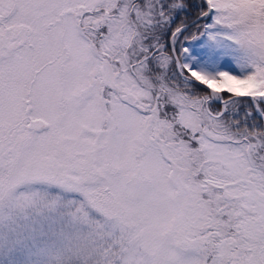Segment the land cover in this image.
Listing matches in <instances>:
<instances>
[{"label": "snow or ice", "instance_id": "obj_1", "mask_svg": "<svg viewBox=\"0 0 264 264\" xmlns=\"http://www.w3.org/2000/svg\"><path fill=\"white\" fill-rule=\"evenodd\" d=\"M0 264H264V0H0Z\"/></svg>", "mask_w": 264, "mask_h": 264}]
</instances>
